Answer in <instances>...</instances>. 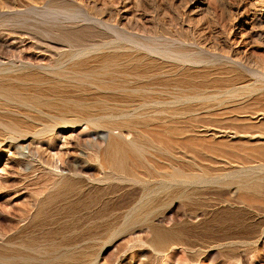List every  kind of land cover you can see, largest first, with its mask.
I'll return each instance as SVG.
<instances>
[{
  "label": "rangeland",
  "instance_id": "1",
  "mask_svg": "<svg viewBox=\"0 0 264 264\" xmlns=\"http://www.w3.org/2000/svg\"><path fill=\"white\" fill-rule=\"evenodd\" d=\"M94 46L116 51L124 56L122 62L129 57L138 67L149 64L151 109H138L141 117L133 111L138 118L127 123L135 129L132 133L58 125L44 135L29 127H40L46 116L15 103L0 106L4 124L24 120L17 125L28 128L22 139L0 131V264H56L57 257L70 254L78 257L76 264L91 259L95 264L188 260L181 248L154 252L145 243L150 236L145 225L121 232L124 225L116 219L129 205L140 203L149 187L146 207L158 227L175 234L187 231L196 241L194 250L205 253L188 264H264V0H0V68L26 65L44 75L37 76L41 81L46 78L43 82L19 84L25 71L10 74L14 83L26 88L30 84V92H43L46 99H66L69 91L67 99L80 97L52 72L61 55ZM92 51L65 61L64 68L101 54ZM98 94L95 101L106 100L105 94ZM122 107L132 110L126 104ZM6 114L14 117L4 118ZM143 129L151 181H144L140 169L138 182H104L106 174H114L101 167L103 148L94 147L105 143L97 137L130 142ZM31 131L34 135L29 136ZM147 138L151 144H145ZM76 164L85 165L78 171L82 178L69 171ZM176 171L200 181L184 184L175 179ZM67 177L82 187H76L77 193L63 188ZM255 184L260 188L253 189ZM101 190L107 191L105 196ZM60 195L67 197L61 200ZM104 205L110 208L105 211Z\"/></svg>",
  "mask_w": 264,
  "mask_h": 264
},
{
  "label": "bare ground",
  "instance_id": "2",
  "mask_svg": "<svg viewBox=\"0 0 264 264\" xmlns=\"http://www.w3.org/2000/svg\"><path fill=\"white\" fill-rule=\"evenodd\" d=\"M105 45L106 44H104V46ZM101 46L100 47H95L94 46L92 48L77 49V51H71L70 53H68L67 50H66L65 53L67 52L68 54L66 56L61 55L60 57H61L62 60H59L58 59V61H56L57 62L55 64L56 69L54 70L55 73L54 72H52V73L54 74V76H56V78H59L61 80L63 79V80L68 81V83H70L69 85H71V86H70V88L66 86L67 88L76 90L77 91V94L80 93V97H79V95L77 96V98H75V96H74L73 97L74 99H67L68 95L71 94L70 91L67 92L68 95H67V97H65L66 99H57V98L56 99H46V98H44V97L41 96V94L43 95V92L41 93V91H40L41 94L38 95L39 93L38 92H37L38 94L35 93V91H36L35 89H34L35 91L32 90L33 92L31 91L32 92L31 93L28 90V88H29L28 86L30 85L29 82H28L29 85H27V88L26 87H22L23 85H19V84L25 83L24 81H26V80H30V82H31V79L33 80V83H35L34 81L37 82L38 79H43V78H38L37 77V76H40V75H36L34 72H32V68L31 67H26V65H24L25 67L23 66V68H21L22 67L21 66L20 67L21 69H18L19 67L16 68L18 70H16V69L15 70H12V68L14 69L15 67H12V68H10V67L3 68V66H2V68H0V106L7 105V103H12V104L15 103L16 106H19V108L20 107H26L28 110H30V111H28L25 108L28 112H32V113L33 112H36L37 114H40L41 116L42 115L43 116H46V118H45L46 121H44V122L41 121L42 123H40V125H41L40 127L37 126L38 128L37 127L35 128L34 126L32 127L30 125L29 128H34L33 131L36 132V133L39 132V131L41 133L47 131V133H48V131L50 132L52 129H54L58 125H61V126L62 125H69V126L70 125L71 126H74V125H76V126H78V125L79 126L80 125H85L89 129H90V127H92V129H100V128H103L102 130H104V128H106V130H108V131H110V130L111 131L112 130H117V131L118 130L119 131L122 130V131H125L127 129L129 132H131L133 130V128H131V127L128 128L129 126L127 127V123L129 122V124H131L132 123L131 122V119L133 120V118L137 114H139V112L137 110L139 109V111H141L140 108L141 109L142 108H148V110L151 109V75L149 74V72H150L149 64H144L142 67H138L135 64V62H133L131 60V58H129V57H127L128 59H126V61L124 60L125 62H122L121 61V59H122L121 57H124V56H121L119 53L117 54V52L116 51H113V50H111L110 52H105V50H104L105 48L104 47H101ZM90 51H92L93 53H95L96 51L97 52L100 51L101 54L100 55L98 54V56L96 55L97 57L94 56L95 58H93V59L90 58V60H79L77 62H74L75 64H72L73 66L71 65L72 67H70L68 69L64 68L65 67V61H68L69 59L72 60L76 56L81 55L84 52L89 53ZM87 53H85V54H87ZM60 54H63V52H61ZM62 56L64 58H62ZM53 66H54V64L52 65V67ZM28 68L29 69L31 68V70H29ZM139 68H142V70H140ZM23 71H25L24 77L22 76L23 79H21L19 77L20 80H21V81L19 80L20 83L19 84L14 83L13 82L14 80L13 79L11 80L12 77H11L10 74L12 72H23ZM26 71H27V73H26ZM37 73H39V72H37ZM42 76H44V75H41L40 77H42ZM45 79L46 78H44V80ZM44 80H42V81L41 80H38V81L43 82ZM47 81L45 83H48L49 82V81L48 82ZM57 81L55 83H57ZM16 82L18 83V81H16ZM58 83H59V81H58ZM62 83H64V81ZM37 84L39 85V83H37ZM40 84H43V83H40ZM51 84H49V85H51ZM31 85H33V84H31ZM62 85L65 86V84H62ZM38 87H40V86H38ZM35 88H36V86H35ZM62 88H64V87H62ZM65 88H64V90H65ZM39 89H41V88H39ZM37 90H38V88H37ZM47 90H49V88ZM54 90H55V88H54ZM76 91H75V93H76ZM96 93L97 94L99 93L101 95L102 94H105L106 95L105 96L106 98L103 97V96L102 97L104 99H106V100H102L101 99L99 101H95L96 98H97L95 96ZM91 94H92V96L94 98L91 96ZM54 95H56V94H54ZM60 96H59V98H60ZM88 96H91L92 98L91 97L89 98ZM98 98L100 99L99 96H98ZM90 99L92 101L94 100L95 102H91ZM88 101H90V102H88ZM122 101L128 107H132V108H130L132 110L125 109L126 106H125V108L122 107V105L124 106V104L121 103ZM12 104H11V107H12ZM16 106H15V108H16ZM5 107L7 109V106H5ZM13 108H14V106H13ZM44 108L49 109V112H50V110L53 111V112H56V114L53 113V112H52L53 113L52 115H51V113L50 114L49 113L48 114L47 113H44V112H42L43 111L42 109H44ZM20 109H17L18 110L17 113H21L22 114L21 111L19 112ZM2 110H4V108L1 109V111ZM24 111L25 110H23V112ZM133 111H137L138 113L136 114L134 112L135 114H132ZM9 112H6V110H5V113H9ZM149 112H151V111H148L147 114ZM12 113H13V111H12ZM14 114H16V111H15V113H13V115ZM35 114H34V117H35ZM8 115L6 114L4 116V118H6ZM100 115H102V116H100ZM141 115L139 114L138 116L141 117ZM149 115H151V114H149ZM1 116H2V114H1ZM20 116H22V115H20ZM11 117H14V116H10V118ZM31 118H33L32 114H31ZM136 118H138V117H136ZM136 118H134V119H136ZM13 119H11V120H13ZM30 119H27L26 122H28V120L30 121ZM41 119H42V117L39 120H41ZM11 120H10V122H11ZM31 120L33 121L34 118L31 119ZM35 120H38V119L36 118ZM6 121H7V119H6ZM15 121H17V120H15ZM18 121L19 122H22L24 120H18ZM18 121H17V123H18ZM139 121L142 122L141 120H139ZM26 122H24V123H26ZM14 123L13 122L11 123V124H13V126H11L10 123H9L10 125L4 124L2 122V120H1V118H0V131L1 132L2 131H8L9 133H12V136L11 137H13V134H14V135H16V137H19L20 139H22L23 137L25 138V136L27 135V132H28V128H25V127L23 128V125H21V124L20 125H17L16 122H14ZM147 123L148 122H146V124ZM137 124H138V121H137ZM137 124H136V126H137ZM28 125H29V122H28ZM139 125L140 124H138V126ZM143 125L146 126V127L149 126V125H145V123H143ZM144 126H142V127H144ZM132 127H134V126L132 125ZM142 127H141V129H142ZM107 128H109L110 130L107 129ZM123 129H125V130H123ZM144 129L142 131L143 135H140L142 133H140V130H139V133L140 134L138 135V133H137L138 136L137 135L136 136L134 135V139L132 138V141H130V142H126L123 139L121 140V139H119L116 136L110 137L106 142H105V136L104 135L103 136L101 135V136L97 137L98 139L101 138L102 142L105 143V146L104 147L102 146L103 144L101 145V143H99V142L98 143L100 145L97 144V146L94 147V149L98 147L101 150L103 148L102 155L101 154L99 155V153H101V150H100V152L98 151L99 152L98 155L101 156L100 158L102 159L101 160V167H102V169L104 171H108L109 170L111 173L114 174V176L109 175V174H106L107 175V178L106 179L103 178V179H105L104 182L107 183L108 180H111L112 181V179L115 180V181H120V182H123V181H126V182L129 181L131 183H133L135 181L138 182V181H140L139 180V176H140V171L139 170L140 169H142V176H143L142 178L145 179L144 181H146V182H147V180H148V182L151 181V165L150 164L148 165V162L147 163L145 162V160H146L145 159V154L147 153V149L148 148L146 147V145L145 146L143 145L144 144L143 143V138H146V136H144V134H146V133H144V131H145ZM128 131H127V133H128ZM136 132H138V129H137ZM136 132H134V133H136ZM5 133H7V132H5ZM5 133H3V134H5ZM41 133H40V135H41ZM32 134H33L32 131H31V135H29V133H28L29 136H32ZM42 134H44V133H42ZM45 134H46V132H45ZM1 136H0V138H2ZM148 136H149V134H148ZM146 140L147 141H146L145 144H147V145L148 144H151L149 138H147ZM95 144L96 143H94V145ZM95 150H97V149H95ZM143 161H144V163H146L145 166H147V165L150 166V169H149V167L146 168L144 166V164L142 163ZM149 163H151V162L149 161ZM99 164H100V162H99ZM67 165H69V164H67ZM65 166H64V168H65ZM84 168H85V165L84 166L77 165V167L74 168V170L71 169L69 171H70V173L71 172L74 173L73 175L80 176L81 173L79 174V172H81V171H79V169L81 170V169H84ZM66 170H67V168H66ZM77 173L79 175H77ZM174 174H175V179L181 180L182 182H184V184H185V182L186 183H191V184H198V182L200 181V179H197V178L195 179L196 181H193V180H191V178L183 177V176L180 175L181 173L179 171H176ZM85 175H87V176L89 175L90 176V174H87V173ZM75 177H73V178L75 179ZM68 178L69 177H67L65 179V180H67L64 183L65 185L63 184L64 185L63 188L67 191V193H69V192L70 193L71 192H75L76 189L78 190V188H76V187H81V186H77V182L75 183L72 180L73 178L72 179H69L70 181H68ZM81 178H82V174H81ZM63 179H62V181H64ZM75 181H76V179H75ZM81 181L82 180H79V182H81ZM100 181L101 180H99V182ZM104 182L102 181V183H104ZM58 183H61V182H58ZM82 183H84V182L82 181L81 184ZM108 183H110V182H108ZM61 184H59V185H61ZM81 184L78 183V185H81ZM59 185H58V187H59ZM63 185H61V186H63ZM107 185H106V187H107ZM114 185H113V187L116 188ZM190 185H186V186H190ZM194 187H195V185H194ZM252 188L253 189H259L260 188V185L259 184H255V185L252 186ZM63 190H61V191H63ZM110 191H112V188H111ZM56 192H57V194L59 193L58 192V189H57ZM105 192L107 193V191H105ZM105 192H103L104 196L106 195ZM75 193H77V191ZM61 194H62V192H61ZM72 194H74V193H72ZM55 196H54V198H55ZM72 196H74L75 199H77L76 196H75V194L72 195ZM58 197H59V199H61V198L65 197V196L61 197V195H60ZM77 197H78V194H77ZM47 198L50 199V197H47ZM56 199L58 200L57 197H56ZM139 199L141 201H143V200L146 199L145 200L146 202L142 203L140 201V203L138 202V203H136L133 206L132 205H129V206H131L129 208V210H127V212H123V213H125V214H123V216L122 215L121 216L119 215L120 217L119 218L117 217L118 219H116V221L117 220L119 221L117 224L118 225H124L123 226V229L121 228V230H122L121 232H126V231L132 232L131 230H133V225H145V228L147 229L146 231H148V235H150L145 243H147V245H149V247H151V249H153L154 252L157 251L156 253L159 252V253L166 254V252H168L170 250L173 251V249H175V248H178V250H179V248H181L182 250H184L186 252V255L188 257V260H192V261H193V259H196L198 256L200 257V256L203 255L201 253H199V254H201V255H199L198 254V251H195L196 250V245H195L196 244V241H194L195 242L194 243L193 241L190 240L189 235H187V231H181L180 230V231H177V233L175 234L171 230H165V229H161V228L158 227L159 226V225H157L158 223L156 224V222L158 220L151 218V210L148 207H146V206H148L150 204V202H149V200L151 199V188L150 187L147 188L144 191V193L142 195V198H139ZM61 200H64V199H61ZM103 200H104V198H103ZM72 201H73V199H72ZM76 201H77V203H78V201L80 203V200H76ZM109 201H111V200H109ZM129 201H131V199ZM53 202H55V201H53ZM81 202H83V201H81ZM48 203L49 202H47V204ZM101 203H99V204H101ZM105 203L106 202H104V204ZM128 204H131V203H128ZM49 205H50V203H49ZM90 205H91L90 207H92L93 204H90ZM108 205H109V203H108ZM108 205H104L105 206L104 208L106 209L108 207ZM99 206H101V205H99ZM111 207H112V205H111ZM121 207H122V205H121ZM83 208H85L84 207V204H83ZM86 208H87V206H86ZM101 208H103V205H102ZM115 208L119 210L120 207H115ZM108 209H106L105 211H107ZM124 209H126V208H124ZM144 210H147V211L145 212ZM101 211H102V209H101ZM110 211H112V210H110ZM91 212H93V211H91ZM95 212H96L95 214H97L99 211L98 212L95 211ZM103 212H104V210H103ZM108 213H110V212H108ZM113 213H114V210H113ZM113 213L111 212V214H113ZM103 214L104 213H102L101 215H103ZM106 214H107V212H106ZM88 215H90V213ZM101 215L98 214V217H100ZM35 216H37V215H35ZM37 218L34 217V220L37 219ZM80 218H82V217H80ZM80 218H79V221H81ZM160 218H162V217H160ZM105 219H107V218H105ZM105 219L103 218L102 220H105ZM83 220H85V219H83ZM227 234H229V233H227ZM226 238L227 239H230L229 235H227ZM220 241H223V240H220ZM226 241L227 242H225V243H230L229 240H226ZM201 244H206V243H201ZM223 245H224V243H223ZM209 246H206V248H209ZM130 248L128 250H130ZM132 249L133 248H131V251H132ZM209 251H210V249H209ZM170 252H168V253H170ZM175 252H176V249H175ZM173 254H175V253H173ZM186 255H184V256H186ZM204 255H205V253H204ZM166 256H168V254ZM172 257H174V256H171V258ZM89 259H91V258H89ZM166 260L167 261H165L164 264H170L172 262L171 260H168V259H166ZM188 260H185L184 259L182 261V259H181L180 261H182V262H180V263L178 262V264H186L188 262ZM197 260H198V258H197ZM194 261H196V260H194ZM77 262H78V257L76 255H74V254H70V255H68L66 257H61L60 256V257H57L56 258V264H76ZM88 264H95V259H91L90 263H88Z\"/></svg>",
  "mask_w": 264,
  "mask_h": 264
}]
</instances>
